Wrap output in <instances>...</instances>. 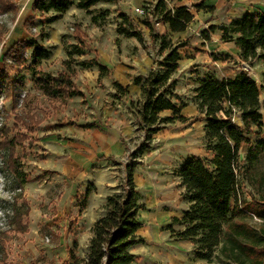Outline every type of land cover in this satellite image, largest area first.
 Instances as JSON below:
<instances>
[{
  "label": "rangeland",
  "instance_id": "obj_1",
  "mask_svg": "<svg viewBox=\"0 0 264 264\" xmlns=\"http://www.w3.org/2000/svg\"><path fill=\"white\" fill-rule=\"evenodd\" d=\"M33 1L0 0V264H70L68 250L77 237L76 216L86 190L91 193L94 189L69 163V151L73 144L81 142L77 132H107L113 129L111 120L125 121L129 126L128 133L122 130L118 133L124 154L98 169L111 173L112 195L119 192L124 180L123 164L136 160L133 182L141 203L146 206L144 212L137 214V220L144 223L136 233L146 244L132 248L134 264H225L218 255L219 249L210 261L196 260L192 244L176 241L165 228L174 218L181 219L188 208L176 176L186 157L197 156L211 168L212 154L204 145L205 122L196 108L197 86L208 78L235 79L244 71L259 89L264 124L262 64L240 61L239 50L232 43H222L219 31L210 34L207 41L202 36L209 26L228 25L246 13L264 12L262 0H208L206 9L201 11L187 3L193 21L178 34L170 33L151 15L154 3L146 0L100 2L88 12L76 8V0H70L71 7L61 16L34 13ZM6 3L16 11L5 10ZM210 7L212 11H208ZM122 14L127 18L126 24L120 19ZM50 17L57 19L45 23ZM145 20L151 23L152 33L143 25ZM75 26L84 36L83 56L70 58L68 52L77 44L73 36ZM119 29L139 33L141 41L119 35ZM160 37L172 48L180 46L177 69L171 80L175 81L176 103L183 106L181 116L185 121L166 125L148 139L136 124L141 91L134 79L144 78L150 71L140 68L144 56L151 60V70H162L168 51H160ZM21 41L36 43L48 50L50 57L33 64L31 50L27 49L24 62L15 66L7 52ZM89 60L104 65L108 74L99 79L96 68L82 69V61ZM63 62H69L74 70L72 82L81 96L48 100L35 89L33 81L66 74ZM169 115L165 112L160 117ZM32 116L41 119L40 123L35 124L34 120L29 124L27 119ZM232 121L241 126L238 113H234ZM15 140L20 144L15 143L11 152L4 141ZM257 142L258 138L251 137V148L242 146L238 151L239 198L246 202L261 198L255 179L264 176V149L256 152ZM11 153L26 179L21 188L7 167ZM249 154L255 159L252 165L245 160ZM155 194L156 205H149V198ZM15 212L21 215L20 231ZM249 223L262 225L254 218ZM173 229L179 231L181 227L174 225ZM75 253L85 257L87 249L85 252L76 249Z\"/></svg>",
  "mask_w": 264,
  "mask_h": 264
},
{
  "label": "trees",
  "instance_id": "obj_2",
  "mask_svg": "<svg viewBox=\"0 0 264 264\" xmlns=\"http://www.w3.org/2000/svg\"><path fill=\"white\" fill-rule=\"evenodd\" d=\"M114 0H76L75 6L88 12L100 2ZM181 1V0H179ZM197 11L206 9L207 0H183ZM70 0H34V13L61 16L70 7ZM10 11L16 9L9 3L5 4ZM4 10V11H5ZM208 11H212L210 7ZM151 15L161 22L172 34L183 33L192 23L193 15L186 5L169 7L164 0H157L152 7ZM56 17H50L45 23L50 24ZM120 19L127 23L125 15ZM152 33L149 21L142 22ZM219 31L220 41L224 44L232 43L239 50V60L243 63L258 61L264 68V12L246 13L228 25L209 26L202 32L203 38L209 40V35ZM119 35L126 38H136L141 41V35L127 29H119ZM73 36L77 44L71 46L68 56H83L81 45L84 36L78 27L73 28ZM160 51H168L163 59L160 72L150 70L144 78L137 77L134 84L140 87L141 101L137 106L138 129L146 137L151 138L164 126L175 121L184 122L181 116L183 106L176 103L174 94L175 81L171 74L177 69L180 46L174 48L164 37L158 38ZM31 50L33 64H39L50 57V52L34 42H17L7 52L14 65L20 67L24 62V51ZM67 73L56 76L47 75L36 78L33 85L48 100H66L81 96L75 88L72 77L74 70L69 62H63ZM82 69L96 68L99 79L108 74V69L94 61H82ZM264 79V72H263ZM19 86V85H18ZM17 86V87H18ZM118 88V86L116 84ZM3 92H7L3 90ZM197 100L196 108L204 119L205 150L212 154L208 168L204 160L197 156H188L176 171L180 185L184 192L182 199L188 204L181 219L174 218L165 228L169 236L176 241H187L193 245V256L196 260L210 261L214 251L219 249V256L225 264H264V176L259 175L255 182L261 190V198H252L250 202L240 200L238 186V151L242 146L251 148L250 138H258L254 146L256 152L264 149V124L260 113L261 103L259 89L253 79L242 71L235 79L218 80L208 78L202 81L194 91ZM168 112L170 115L161 118L160 114ZM234 113H238L241 126L232 121ZM39 124L41 119L33 116L28 123ZM255 129V131H254ZM18 140L4 141L9 151L13 152ZM133 154L132 159H135ZM246 162H255L249 154ZM138 165L136 160L123 164L124 180L119 192L108 196L103 207L104 215L92 227V238L87 247L84 258L76 255L77 242L71 241L68 250L70 264H134L135 257L129 249L139 244H146L143 238L136 235L142 228L137 220L139 211H144L140 195L133 182V170ZM19 188L26 182L25 176L19 171L17 162L11 160L7 165ZM92 190L94 189L91 186ZM90 194L87 189L81 203L80 211L85 207ZM14 218L20 228L21 215L16 213ZM256 218L261 221L260 226H252L249 221ZM174 225L181 227L175 231Z\"/></svg>",
  "mask_w": 264,
  "mask_h": 264
},
{
  "label": "crops",
  "instance_id": "obj_3",
  "mask_svg": "<svg viewBox=\"0 0 264 264\" xmlns=\"http://www.w3.org/2000/svg\"><path fill=\"white\" fill-rule=\"evenodd\" d=\"M146 1L155 3L157 0ZM166 1L169 7L187 5V2L183 0ZM248 1L250 2V0ZM262 2L264 3V0H262ZM151 66L152 63L148 57L144 56L141 58V69L151 70ZM111 123L113 124V129L108 130L107 132H100L99 130H80V132H77L76 135L81 142L73 144L72 146L74 148L69 151V163L79 170L78 176L94 187V190L86 199L85 207L82 211H78L75 222L77 237L74 239L77 242V249H81L84 252L88 247L90 239L92 238V227L95 222L104 215L103 207L105 200L111 195V173L108 171H100V169L105 168L107 161H113L116 157H120L124 154L125 147L119 142L118 133H120L119 130H122L124 133L129 132V126L125 121L121 122L111 120ZM149 201V205H156V194L155 196L152 195L149 198ZM139 223H141L143 227L144 222L140 221ZM133 247L129 249L131 254H133ZM81 258H84V255H81Z\"/></svg>",
  "mask_w": 264,
  "mask_h": 264
},
{
  "label": "built area",
  "instance_id": "obj_4",
  "mask_svg": "<svg viewBox=\"0 0 264 264\" xmlns=\"http://www.w3.org/2000/svg\"><path fill=\"white\" fill-rule=\"evenodd\" d=\"M165 1V0H164ZM135 12H137V13H142L141 11H140V9H135ZM255 220H257V221H260V220H258V219H256V218H254Z\"/></svg>",
  "mask_w": 264,
  "mask_h": 264
}]
</instances>
